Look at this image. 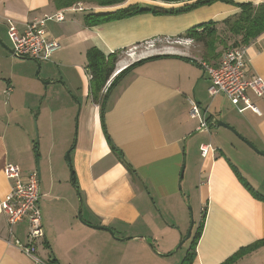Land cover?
Returning a JSON list of instances; mask_svg holds the SVG:
<instances>
[{
  "label": "crops",
  "instance_id": "crops-1",
  "mask_svg": "<svg viewBox=\"0 0 264 264\" xmlns=\"http://www.w3.org/2000/svg\"><path fill=\"white\" fill-rule=\"evenodd\" d=\"M195 1L127 0L111 8L80 3L60 10L52 0H0V44L7 50L0 45V204L12 187L5 175L7 165H17L23 178L36 172V142L29 118L36 117L40 101L38 206L45 232L36 257H30L6 242L26 243L27 221L14 226L10 235L7 217L0 214V264H179L170 252L180 241L179 231L183 236L187 227L186 197L192 204L197 199L206 209L192 264H224L241 249L264 241V158L226 129L211 126L220 115L221 121L264 152V98L248 92L260 114L249 108L240 113L222 95L212 98L209 77L200 65L207 53L200 44L193 41L198 51L182 45L151 50L142 59L170 58L134 69L113 90L105 109L90 96L86 54L91 48L109 55L149 41L184 39L190 29L225 21L240 9L216 1L179 15L143 13L93 27L86 26V16L134 5L179 9ZM233 1L264 4V0ZM60 13L64 21L51 19L45 24L48 39L60 44L49 61L19 58L11 52L9 21L23 30L33 19ZM246 48L250 75L264 80V34ZM225 51L217 44L211 53L217 60L210 63H219ZM18 60L37 62L48 82L34 87L24 84L31 79L14 71ZM9 86V101H3ZM190 99L200 107V117L195 119L190 117ZM201 118L209 131L198 133ZM206 139H215L217 146L212 144L215 150L203 158L200 148ZM164 217L178 221L169 224ZM90 225L112 229L116 239ZM138 237L148 238L156 253ZM235 264H264V246Z\"/></svg>",
  "mask_w": 264,
  "mask_h": 264
},
{
  "label": "built area",
  "instance_id": "built-area-1",
  "mask_svg": "<svg viewBox=\"0 0 264 264\" xmlns=\"http://www.w3.org/2000/svg\"><path fill=\"white\" fill-rule=\"evenodd\" d=\"M51 19L62 22L65 17L63 13H60L55 17L36 18L26 23L23 30L9 21L8 36L13 44V54L19 58L49 61L60 48V44L48 39L46 34L45 24ZM200 65L209 77L208 93L212 98L222 95L238 112L243 113L249 108L260 114L259 109L250 103L248 92L252 91L258 98H264V80L259 76L250 75L246 46L231 47L224 53L217 65L207 62H201ZM118 73L116 72L114 76ZM11 92L12 87L9 86L5 93L9 95ZM189 103L190 117L192 119L200 117L198 103L194 99H190ZM207 127L205 118H201V129H207ZM214 150L212 144L202 145L200 148L203 158ZM5 175L8 180L12 181V187L9 195L0 204V214L7 217L10 235L13 234L14 226L24 221L28 224L26 243L18 239H8L6 242L35 258L37 243L45 236L42 214L38 206L41 197L38 174L33 172L27 178H23L21 169L17 165H7Z\"/></svg>",
  "mask_w": 264,
  "mask_h": 264
},
{
  "label": "trees",
  "instance_id": "trees-1",
  "mask_svg": "<svg viewBox=\"0 0 264 264\" xmlns=\"http://www.w3.org/2000/svg\"><path fill=\"white\" fill-rule=\"evenodd\" d=\"M126 1L127 0H52L56 8L60 10L71 8L80 3L94 4L98 7L103 8H111L123 5ZM152 1L172 3L180 2L182 0ZM216 1L232 4L239 8L240 12L232 18L226 19L225 21L219 23L210 22L200 27L192 28L187 31L184 35H182L183 37L195 41L197 44H200L203 50L207 53L206 57L203 58L204 61L209 64H213L210 62L217 60L218 56H212L211 53L212 51L216 50L217 44L221 45L227 51L230 45L231 47H235L238 45L247 46L252 41L264 34V4L255 6L253 4L248 3L238 4L235 3L233 0H196L193 4L186 5L179 9H164L159 7L145 8L141 5H134L128 8L119 9L111 13H105L100 15H88L85 17V24L86 26L93 27L109 21L120 20L123 18L143 13H152L155 15H179L186 12H190L201 6L212 4ZM231 40L232 43L230 44ZM120 54L121 52H114L112 54L105 55L95 47L88 50L86 54L87 71L90 76V96L95 104L101 106V109H105L107 101L113 90L134 69L150 61L170 58V56H154L142 59L126 67L124 70L120 71L116 76H114L116 73L117 65L120 62ZM182 59L186 60L185 58ZM107 137L108 141H110L108 134ZM110 144L112 145V149L115 150L111 141ZM35 149L36 152H38V143H36ZM125 163L128 165L127 161ZM128 168L131 174L135 173V171L129 165ZM72 183L74 187L78 189V185L74 175L72 176ZM205 219L206 209L203 210L202 219L197 231L195 232L193 237L189 239L191 244L183 264H192L195 258L197 244L202 235ZM262 246H264V241L243 248L224 264H235L245 255L257 250Z\"/></svg>",
  "mask_w": 264,
  "mask_h": 264
},
{
  "label": "rangeland",
  "instance_id": "rangeland-1",
  "mask_svg": "<svg viewBox=\"0 0 264 264\" xmlns=\"http://www.w3.org/2000/svg\"><path fill=\"white\" fill-rule=\"evenodd\" d=\"M181 45L184 46V47H187V48L196 47V51L199 50L198 47L202 48V46L195 45V43L193 41L190 42L189 39H185V38L184 39L183 38L182 39H168V40L159 39V40L149 41L148 43H144V44L140 45L139 47H136L135 49H131V50L122 52L119 55L120 56V61L122 59L123 60L126 59V61L121 62V64L118 63L119 65H117L116 72L118 73L119 71H122L127 66H130L131 64H133V62L135 63V61L141 60L144 56H148L151 53V50H154V48H157V49H160V50L164 51L165 48H171L172 47V49H173V48L179 47ZM5 51H7V50L5 49ZM198 55H199V53L196 52V57H198ZM18 61H19V63L17 64L18 66L16 65V67H14V71H16L17 73H20L21 75L25 74L27 77H29L31 79V80H27V82H25L24 84H26V85H28L30 87H34L36 84L38 85V83L40 84V83L48 82V79H44V78H46L44 76V73L40 72L39 64L37 62H35L33 60H27V61L18 60ZM201 62H206V61L201 60ZM14 64H15V62H14ZM53 67H52V69H54ZM7 78H8V74H6V79ZM9 98H10V96L7 95L6 93H4L3 101L4 100L5 101H9ZM49 101H53L54 102V100H52V99L49 100ZM53 102H51V104ZM39 109H40V101H38L37 109L35 110L36 117L32 116V118H29V119H31V123H32L31 124V135H32V138H34L35 142L38 143V145H39L37 153H38V159H39V167L41 169V165H40V121H38V117H40V113H38ZM49 114H50V116H52L53 113L49 112ZM78 114H79V103H78L76 116H78ZM217 118H218V120H221L220 115H218ZM61 119H63V118H61ZM47 124H49V125L51 124L49 117L47 118ZM56 131H58L57 128H56ZM228 132H230V131H228ZM215 141H216L215 139L214 140L206 139V141L204 142L203 145L213 144L216 147L217 145L215 144ZM34 147H35V145H34ZM69 154H70V151H67L66 154H65L66 159H67ZM36 161H37V156H36ZM36 166H37V163H36ZM35 170L37 172V167L35 168ZM69 172L71 174V172H73V169L70 168ZM198 182H199V180H197V178H196V188H197V183ZM184 190H187V184L185 185ZM184 202H185V203H183L184 209H185V211L187 213L186 220L188 219V222H187V225H186L187 227H186L185 230H183V236L181 235V233L179 231V235L181 237L180 241H178L177 245L170 252V254H172V256H170V257L174 261H179V264H183V262H184V260L186 258L187 252L189 250L190 244H191L190 240L183 243L181 241V239L183 241L186 240V238L188 236L189 229L191 227L192 218L194 220V226H195V229L197 231L198 226H199V224L201 222L202 210H203V208L201 209L200 205L198 204L197 199H196V203L195 204H194V202L192 204V202H190L187 199V197H186V201H184ZM164 218L169 224H175L178 221V219H176L175 217H168V218L164 217ZM164 218H163V220H164ZM193 234H195L194 231H193Z\"/></svg>",
  "mask_w": 264,
  "mask_h": 264
},
{
  "label": "water",
  "instance_id": "water-1",
  "mask_svg": "<svg viewBox=\"0 0 264 264\" xmlns=\"http://www.w3.org/2000/svg\"><path fill=\"white\" fill-rule=\"evenodd\" d=\"M11 52L13 53L12 50H11ZM213 120H214V122H213V124L211 126H214L215 125L218 128H224V129L230 131L232 134H234L236 137H238L243 143H245L252 151H254L256 154H258V155H260L261 157L264 158V152L261 151V150H259L258 148H256L252 143H250L248 140H246L244 137H242L233 127H231L230 125L224 123L221 120H218V119H215V118H213ZM204 130L205 129H201L198 133H201ZM206 130L209 131V126L207 127ZM36 156H37V161H36V163H37V170H38V175L40 177L41 172H40L39 159H38V153L37 152H36ZM69 156L70 155H68V159H69ZM185 168H186V162L184 163V165L182 167V170H181V180H182V178L184 176ZM72 173L73 172H71V174ZM77 194H78L80 203H82V198H81V195H80V193H79L78 190H77ZM91 227L94 228V229H98V230H104V231L108 232L114 239H116V233L112 229H110V228L103 227V226H91ZM193 229H194V220L192 218V220H191V227L189 229L188 236H187V238H186L185 241L181 240L183 243L186 242V241H188L189 239H191L192 233H193ZM138 238H141V239L145 240L146 242H148L149 245H150V247L153 249V251H155L154 250V244L152 242H149V239L148 238H146V237H138ZM122 240H127V239H122ZM155 253H156V251H155Z\"/></svg>",
  "mask_w": 264,
  "mask_h": 264
},
{
  "label": "flooded vegetation",
  "instance_id": "flooded-vegetation-1",
  "mask_svg": "<svg viewBox=\"0 0 264 264\" xmlns=\"http://www.w3.org/2000/svg\"><path fill=\"white\" fill-rule=\"evenodd\" d=\"M193 235H194V234L192 233V237H193ZM192 237H191V238H192Z\"/></svg>",
  "mask_w": 264,
  "mask_h": 264
}]
</instances>
